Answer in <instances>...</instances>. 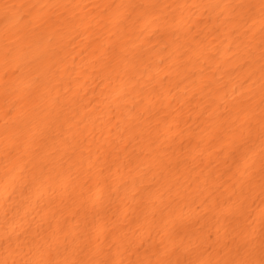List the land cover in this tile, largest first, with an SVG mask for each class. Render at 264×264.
Segmentation results:
<instances>
[{"label": "snow or ice", "instance_id": "obj_1", "mask_svg": "<svg viewBox=\"0 0 264 264\" xmlns=\"http://www.w3.org/2000/svg\"><path fill=\"white\" fill-rule=\"evenodd\" d=\"M89 7L91 10L102 9L101 16L108 24L125 29L128 22L133 21L134 14L137 20L152 15L155 21L163 19L166 24L167 18L157 16V10H218L220 17L235 26L234 33L248 38L236 44L237 51L231 59L233 70L242 75L240 88H233L230 101L225 99L228 94L223 93L220 97L223 102L218 107L216 98L210 93L206 109L213 116L223 109L219 112L214 130L221 141L226 136L230 139L228 147L231 150L227 155V159L231 160L229 187L222 196L213 192L200 202L197 211L204 209V212L195 224L201 225V220L206 221L209 216L212 219L223 217L227 222L223 237L218 230L215 241L208 243L211 236L204 234L205 225H201L192 230L197 240L195 245L190 240L183 242L181 230L185 225L192 228L189 223L192 210L187 201L194 197L192 203H195L204 192L194 196L193 193L177 190L176 186L180 183L177 173L181 171V165L188 164V160L177 159L175 152L156 148L151 133L144 131L129 135L127 143L121 139L124 152L132 147L126 157L127 180L119 175L120 169L117 168L115 173L110 172L95 181L97 192L92 196L81 192L72 198L69 194L75 208L71 214V226L68 218L64 217L63 223L57 221L55 226L49 223L41 234L39 227L34 230L31 225L26 227L17 219L18 209L23 204L15 198L18 188L26 191L32 184L40 182L48 184L51 191L50 182L58 183L62 176L67 178L76 166L69 163L70 152L74 155L80 142L76 141L75 135L71 141L66 140L64 133L81 124L87 129L85 121L95 115V109L82 115L79 109L73 107L78 103L76 98L70 97L67 91H61L67 71L62 68L66 42H75L78 36L72 32H78L77 25L82 26L87 19L81 17L76 9ZM5 17H8L7 22L0 23V33L4 37L0 53L3 61V92L0 97L3 103L0 107L5 121L2 151L7 196L0 219V264H264V0L258 3L241 0L206 5L130 3L91 6L3 0L0 2V20ZM108 24L104 26L108 27ZM91 28L89 24L86 30ZM119 35L118 31L111 32L113 39ZM117 45L108 46L107 57L98 55L99 49H93L90 55L95 57V63L101 65L103 71L109 73V80L112 74L115 75L116 86L111 92L113 102H123L116 103V109L122 110L129 101L132 103L123 122L125 131H128L142 118L143 111L149 110L145 106V91L154 77L149 74L150 64L142 62L137 56L130 57L117 51ZM229 51L232 49L229 48ZM201 56L207 65L217 60V56L208 49L202 50ZM200 75L203 76V72ZM201 84L204 88H212L211 79ZM244 88L246 91H241ZM87 107L84 106L85 109ZM22 136L25 137L23 141ZM50 138L59 140V145L49 143ZM133 140H142L139 151L132 146ZM25 144L28 145L27 150ZM28 164H32L31 169ZM133 171H137L138 175H131ZM24 173L31 177L28 184H22ZM114 184L118 185L115 191ZM121 191L131 192L136 210L141 212L145 221L142 227L147 230L149 239L153 232L158 237L147 248L142 239L137 242L121 236L114 238L110 244H101L99 235L93 239V233L85 236L79 231L80 223L92 224L96 217L104 213L106 197H118ZM145 210H151L150 222L143 214ZM90 215L91 221L88 219ZM78 217L80 221H77Z\"/></svg>", "mask_w": 264, "mask_h": 264}, {"label": "bare ground", "instance_id": "obj_2", "mask_svg": "<svg viewBox=\"0 0 264 264\" xmlns=\"http://www.w3.org/2000/svg\"><path fill=\"white\" fill-rule=\"evenodd\" d=\"M10 2L17 3L23 0H10ZM31 2H63L82 6L130 3L206 5L241 2V0H31ZM243 2L258 3L259 0H243ZM76 12L87 19L82 26L77 25L78 32H72L73 35L78 36L75 42H66L62 68H66L67 71L63 77L61 91H67L70 97L76 98L78 103L73 107L79 109L82 115L85 112H92L93 109L96 110L95 115L85 121L87 129L84 124H81L73 128L71 132L66 130L64 133L66 140L71 141L75 135L76 141L80 142L77 144L75 154L72 155L70 152L69 163H74L76 166L71 169L67 178L62 176L60 182H50L51 191L48 184L40 182L32 184L26 191L22 187L18 188L15 198L23 204L18 209L17 219L26 227L31 225L34 230L39 227L41 234L48 228L49 223L53 226L57 221L63 223L64 217L68 218L71 226V214L75 211L72 198L81 192L86 196H92L97 192L94 187L95 181L103 179L110 172L115 173L117 168L120 169L119 175L124 180L129 178L125 164L128 163L126 157L128 152L132 151V147L124 152L121 139L127 143L129 135L144 131L151 133L152 139L156 142V148L166 149L168 153L175 152L177 159L188 160V164L181 165V171L177 173L180 177V183L176 186L177 190L181 193L185 191L193 193L194 196H199L201 191L204 192V195L199 196L195 203H192L194 197H190L187 201L192 210L189 220L192 228L185 225L181 230L183 242L188 243L190 240L195 245L197 240L192 235V230L201 225H205L204 234L211 236L208 243L215 241L218 230L219 235L223 237L227 223L223 217L217 216L216 219H212L209 216L206 221L201 220V225L195 224V220L204 212V209L197 211L200 202L213 192L217 196H222L225 189L229 187L228 169L231 160L227 159V155L231 150L228 147L230 139L226 136L221 141L214 130L219 112L223 109H219L215 116L206 109L210 93L216 98L218 107L223 102L220 99L223 93L228 94L225 99L230 101L233 88H240L242 75L233 70L231 59L233 53L237 51L236 44L240 43L241 39L248 38L234 33L235 26L220 17L218 10L212 9L157 10V16L167 18L166 24L163 19L155 21L152 15H146L143 19L137 20L134 14L133 21L128 22L126 29L123 26L118 28L108 24V21L101 16L102 9L91 10L89 7V9H76ZM7 19L8 17L3 18L0 23H6ZM89 24L92 25L90 31L86 30ZM105 24H108V27H105ZM113 31L120 33L115 39L111 38ZM194 36L197 38L193 39ZM94 41L98 42L93 43ZM3 44L4 37L0 33V53H2ZM89 44H92V48H89ZM110 44L117 45V51L130 57L137 56L142 62L150 64L149 74L154 77L145 91L147 97L145 106L149 110L143 111L142 118L135 122V126H130L128 131H125L123 122L128 116L132 103L129 101L127 107L122 110L116 109V103L123 102H113L114 97L111 92L116 86L115 75L112 74L109 80V73L103 71L101 65L95 63V57L90 55L93 49H99L98 55L107 57ZM229 48L232 51H229ZM204 49L211 50L217 56L214 64L204 63L201 56V51ZM194 72L195 75H193ZM201 72L203 76L200 75ZM2 77L3 61L0 56V97L3 92ZM147 79V77L144 78L145 81ZM209 79L212 81V88L202 87L201 82H208ZM258 87L257 84V89ZM241 91H246V88ZM90 101L93 103L89 104ZM2 103L0 98V105ZM85 105H88L87 109L84 108ZM113 109L116 111L114 112ZM4 124L3 109L0 107V219H2L4 200L7 196L3 181ZM24 139L25 137L22 136L21 141ZM142 140L132 142V146L136 147L137 151L140 149ZM76 141L72 142L76 143ZM49 143L59 145L60 142L50 138ZM89 146L90 151H88ZM27 149L28 145L25 144V150ZM97 157L100 159L98 160ZM36 163L39 162L36 161ZM27 167L31 169L32 164H28ZM52 175L55 176V172ZM131 175H138V172L133 171ZM89 177L92 179L89 180ZM30 181L31 177L28 173H24L22 184H28ZM85 181L88 183L85 184ZM117 187L118 185L114 184L113 191ZM171 195L174 196L175 191ZM104 208V213L96 217L94 223H80L79 231L85 236L93 233V239L95 235H99L101 244H110L114 238L123 236L125 239L137 242L142 239L144 247L147 248L158 239L155 232L149 239L147 230L142 227L145 221L141 212L136 210L130 191L128 193L121 191L118 197L113 196L111 199L106 197ZM143 214L148 217L149 222L152 220L151 210H145ZM164 215L167 216V212ZM88 219L92 220L91 215ZM80 220L81 218L78 217L77 221ZM158 221L159 214H157ZM185 236L187 239H184ZM179 242L180 240L177 241Z\"/></svg>", "mask_w": 264, "mask_h": 264}]
</instances>
